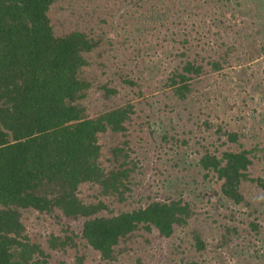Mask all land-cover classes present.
Listing matches in <instances>:
<instances>
[{"label": "trees", "instance_id": "obj_1", "mask_svg": "<svg viewBox=\"0 0 264 264\" xmlns=\"http://www.w3.org/2000/svg\"><path fill=\"white\" fill-rule=\"evenodd\" d=\"M100 1L0 0V264H264V83L249 70L264 42L228 21V0H125L143 9L131 16L141 35L123 32L133 57L93 92L126 96L92 112L87 69L108 68L109 30L127 25L99 17ZM163 9L193 22L150 25ZM144 28H164L167 47ZM159 46L171 68L153 73L144 56ZM158 109L163 132L145 142ZM192 145L193 160L170 156ZM166 182L176 188L162 195ZM48 217L58 230L33 238Z\"/></svg>", "mask_w": 264, "mask_h": 264}, {"label": "rangeland", "instance_id": "obj_2", "mask_svg": "<svg viewBox=\"0 0 264 264\" xmlns=\"http://www.w3.org/2000/svg\"><path fill=\"white\" fill-rule=\"evenodd\" d=\"M100 1V0H98ZM101 2V7H99L97 9V15L99 17H106L108 23L111 26H115L119 24H123V23H127L126 29L125 30H121L119 29V34L116 35L115 32V28H111L109 30V34L110 36H113L114 41L119 40V42H117V56L115 59H112L111 62L108 63V68H106L103 71V68H90L87 69V79H89L91 82H93V87H92V100L96 101L95 103H93L92 105V112H99L100 110H102L103 108L106 107H111L113 106L115 103H117V100H123L126 96V92L127 90H125L124 88L121 89V91L119 90V94H117L115 97V99L113 100H103L101 97V92L100 91H96L93 92V90H96V87L101 84L104 83L106 81H108L109 79L112 80V78H115L116 76H122V68H119L117 70V67L115 66L116 63L120 62V64L122 63L121 59L124 58L125 54L128 53L129 55L124 59L125 61L128 59L129 61L131 60V58L133 56H131V49L127 46L122 45V42L124 40L123 37V32L125 31V33H129L130 37H132L134 40H136V38H138L141 35V27L142 21H137L136 19H132L133 16H137L140 15L142 10L141 8H139L138 5L136 4H132L129 7V4L127 1L125 0H102ZM112 2V5H111ZM213 8L209 9L212 10ZM215 8L212 10L214 11ZM226 16H228V21L231 22L234 26L235 29L237 28H241V30H243L244 32H246L245 30H248L251 32V36L254 37L256 39V42L260 43V42H264V0H228V2L226 1V7L225 10ZM162 15H160V17L155 18L154 20L149 21V24L151 25L152 23H157V22H165L167 24V22H169L170 26L173 28H176L177 30H183L185 28V25H191V23L193 22L192 19H187V24L186 21L184 19H178L176 20L174 17H171L172 14L167 15V10L163 9L162 10ZM165 14V16H164ZM132 16V17H131ZM173 19H175V21H173ZM122 20V21H121ZM127 21V22H125ZM121 22V23H120ZM140 25V26H139ZM160 26V25H159ZM140 27V29H139ZM146 28H144V34H146V36L149 37V42H150V46L154 47L157 45H162L164 46V44L161 42L160 38H162L161 36V31L159 30H164V28H160L158 31L152 33L151 30L149 32L145 31ZM122 31V33H120ZM239 36V33L236 34V37ZM245 38V36L243 37V39ZM242 40V38L240 39ZM137 44V42H135ZM134 44V46L136 45ZM122 45V46H121ZM167 47V46H164ZM128 48V50H126ZM161 47H157L155 49H151L149 53H146L144 56V59L146 62H149V64L152 65L153 68V73H158L160 69H166L168 68V70L171 68L170 67V58L167 54L162 53L160 51V53H158V51ZM124 50H126V52H124ZM133 55H135V53L133 52ZM243 56V55H242ZM130 57V58H129ZM257 61L254 60L253 63H249L251 64L252 68H250L249 70H253L256 73V77L254 78L252 84L255 83H260L263 84L264 83V64L261 62H255ZM248 63V62H247ZM241 67V66H240ZM239 67V68H240ZM135 68L134 66H132V69ZM242 68V67H241ZM238 70V69H237ZM160 75L156 78H159ZM155 78V79H156ZM151 81V86H146L144 89H146V91L149 93L150 91H152L154 87H156L157 85V79L156 80ZM114 80V79H113ZM112 80L111 84L114 83V81ZM234 81L236 82H240V83H245V80L241 77V76H236L234 79ZM119 81V80H118ZM247 88H249V86H246L245 90L242 92L244 93L245 91L247 92ZM257 101H259L260 97L264 94V92H254ZM148 96H150L149 94H147ZM142 98H138L137 100L140 101ZM262 105L264 106V101H262ZM150 106H143V108L139 111L141 112L140 115L141 116H145L146 113L148 112ZM260 107V106H259ZM264 110V109H263ZM157 112H154L153 114H155L154 116L151 117V125L150 127L148 126H144V137L146 139H144L145 142H150L151 140H154V138H159L161 133L163 132L164 129V125L162 124L161 120L163 118V114L164 112H162L161 110H156ZM142 119V118H141ZM165 120V125L168 126L169 124V119L164 118ZM153 123V124H152ZM168 128V127H167ZM153 131V132H152ZM145 142H143L144 144H146ZM136 144V143H135ZM193 146V145H192ZM195 145L193 147H188L185 149H181L180 153L177 154L175 153V151H171L170 152V156L171 155H176V156H180L183 157L186 160H193L195 158V154L193 153V149H194ZM168 148V147H167ZM143 147H139L137 149L136 152H134L133 154L135 155L137 152L141 151L142 152ZM185 150V151H184ZM150 154H153L152 151L149 152ZM181 154V155H180ZM188 155V156H187ZM142 157L141 155H135L134 158H140ZM155 163V162H154ZM143 164L146 166V161L143 162ZM151 164H149L150 166ZM150 176V175H149ZM179 186V184L177 185ZM176 188V186H174L173 183H169L166 182L165 183V187L160 188L159 190L161 191L162 195L164 194H168V192H174V189ZM156 189V188H155ZM53 218H49L48 219H44V222L42 221L41 225H30L29 229H30V233L31 236L33 238H38L40 241L44 240V235H46L49 231H51V229H54L52 231L58 230V226L57 225H53L50 224L52 223ZM50 224V225H49ZM264 224V221H263ZM46 232V233H45ZM155 248H162L164 244L163 241L158 240V243H155ZM260 246H261V250L260 252L257 253V256H260V258L262 260H264V239L260 241ZM250 252H252L253 254V250H250ZM73 254V253H71ZM62 255H64V253H56L55 254V259L60 258ZM227 255V254H226ZM231 255H227V262L229 264H243L242 262L239 261V259H235L234 257H230ZM62 258V257H61ZM66 258L68 259V261L71 264H75V257L73 255H69L66 254ZM152 262L151 264H154V260L153 261H149ZM52 264H58V260H52L51 262Z\"/></svg>", "mask_w": 264, "mask_h": 264}]
</instances>
